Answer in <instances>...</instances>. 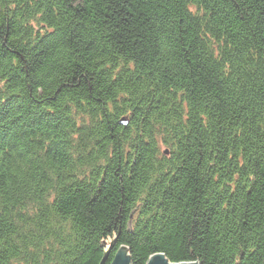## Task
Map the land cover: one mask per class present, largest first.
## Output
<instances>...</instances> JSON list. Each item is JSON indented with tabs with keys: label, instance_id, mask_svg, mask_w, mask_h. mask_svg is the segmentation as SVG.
<instances>
[{
	"label": "trees",
	"instance_id": "1",
	"mask_svg": "<svg viewBox=\"0 0 264 264\" xmlns=\"http://www.w3.org/2000/svg\"><path fill=\"white\" fill-rule=\"evenodd\" d=\"M120 247L264 264V0H0V264Z\"/></svg>",
	"mask_w": 264,
	"mask_h": 264
},
{
	"label": "water",
	"instance_id": "2",
	"mask_svg": "<svg viewBox=\"0 0 264 264\" xmlns=\"http://www.w3.org/2000/svg\"><path fill=\"white\" fill-rule=\"evenodd\" d=\"M121 122L123 124L126 123V119H122ZM127 249L125 247H120L118 249V251L116 252L111 264H130L129 258L127 256ZM107 256V254H106ZM155 257L158 260V264H171L169 263L162 254H156L153 255L152 257H150V259L148 260L147 264H151L152 262V258ZM179 264H198L196 262H188V263H179Z\"/></svg>",
	"mask_w": 264,
	"mask_h": 264
},
{
	"label": "snow or ice",
	"instance_id": "3",
	"mask_svg": "<svg viewBox=\"0 0 264 264\" xmlns=\"http://www.w3.org/2000/svg\"><path fill=\"white\" fill-rule=\"evenodd\" d=\"M151 264H158L157 258L153 257ZM165 264H166V262H165Z\"/></svg>",
	"mask_w": 264,
	"mask_h": 264
}]
</instances>
